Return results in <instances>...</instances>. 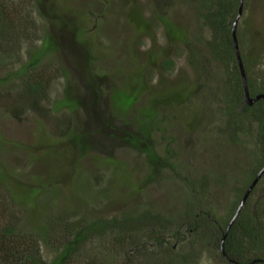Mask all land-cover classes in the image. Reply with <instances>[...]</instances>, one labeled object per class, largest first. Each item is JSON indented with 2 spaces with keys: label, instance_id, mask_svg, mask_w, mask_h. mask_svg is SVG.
Wrapping results in <instances>:
<instances>
[{
  "label": "trees",
  "instance_id": "trees-1",
  "mask_svg": "<svg viewBox=\"0 0 264 264\" xmlns=\"http://www.w3.org/2000/svg\"><path fill=\"white\" fill-rule=\"evenodd\" d=\"M47 1L0 0V64L16 66L0 79V112L20 118L31 113L44 116L52 111L62 113V124H68L67 119L78 115L79 110L86 117L73 134L69 129L61 131V136L67 137L66 145L73 158L70 150L51 155L52 146H47L43 159L50 161L52 156L60 163L54 167V176L46 180L36 176L31 184H25L0 160V264H200L197 196L203 192L201 206L208 210L207 186L199 181L186 182L189 196L184 210L168 217L154 214L133 204L134 194L140 188L130 184L131 173L115 165L112 153L117 149L136 151L147 159L150 176H156L161 163L167 167L170 163L157 154L151 128L166 119L164 113L182 109L191 135L204 130L203 126L210 130L217 126L215 131L225 135L227 143L244 154L246 164L234 174V181L242 186L233 189L236 201L231 205L238 209L239 201L264 166V100L252 107L244 104V86L232 37L240 0H169V4L156 0L149 19L140 16L143 10L133 4L128 13L129 23L146 34L161 29L167 46L150 52L149 67L138 71L139 75L136 71H118L114 76L101 77L95 69L97 60L91 53V40L85 28L88 16L84 11L61 10L59 0ZM247 1L237 36L249 92L256 97L264 95V57L261 43L245 42ZM175 2L195 12L196 35L188 34L181 22L170 17L168 12L176 6ZM68 3L63 0L62 5ZM42 22L50 29L43 35ZM64 41L69 44L70 62L78 69L92 102L86 103L83 96L70 98L68 92L58 107L47 108L54 82L69 79L55 57L62 52ZM185 56L193 79L171 83L169 78L175 74L177 60ZM137 76L142 77L144 86L136 84ZM116 77L124 79L121 88L114 81ZM103 82L112 87L107 107L100 105ZM158 86L164 89L154 93L149 106L138 109L141 96L159 89ZM205 131L201 140L207 143L212 138ZM55 148L58 149L56 145ZM92 154H103L105 158L99 156L102 163L115 165L113 175L104 179V185L98 179L88 185L86 174L73 166L75 180L67 182L72 197L61 207L58 192L65 183L56 179L63 173L62 168L70 166L68 160L78 165V160ZM118 171L125 172L126 178L122 179ZM113 181L119 184H112ZM124 186L129 188L125 195L118 191ZM262 188L264 176L225 240V251L235 263L264 264ZM119 197L124 202L121 212L98 214L102 208L104 212L111 210ZM90 198L95 201L87 202ZM229 219L230 215L217 220L224 229L214 239L219 249ZM203 243L205 247V239Z\"/></svg>",
  "mask_w": 264,
  "mask_h": 264
},
{
  "label": "rangeland",
  "instance_id": "rangeland-1",
  "mask_svg": "<svg viewBox=\"0 0 264 264\" xmlns=\"http://www.w3.org/2000/svg\"><path fill=\"white\" fill-rule=\"evenodd\" d=\"M156 0H61L57 5L61 10L66 11H84L89 20L85 26L87 37L91 40V53L96 58L95 69L97 74L114 76L118 71L132 72L145 71L149 66L150 52L165 48L166 37L161 29L150 30L149 33H143L135 29L129 23L128 13L133 4L136 3L144 14L140 16L149 19L152 16ZM48 3L50 0L47 1ZM176 6L169 10L170 17L175 21L181 22L188 34L196 35L198 33V21L193 10L183 8L177 2ZM136 8V9H139ZM96 15V16H94ZM137 17V13H136ZM244 30L246 32V43H261L260 51L264 57V0H248L246 3V13L244 17ZM49 26L41 23V34L47 32ZM151 34V35H148ZM59 60L63 69L68 73L69 79L58 80L52 85L49 95V104L47 108L58 107L70 92V98H79L83 96L86 103H91V98L86 92L85 84L80 80L78 69L74 67L69 52V44L64 41L62 52L55 56ZM186 58L182 57L177 60L175 74L169 78L171 83L179 79H193V72L186 64ZM25 61L23 54L22 62ZM16 66L0 64V79L14 70ZM141 74L138 72V75ZM137 85H143L142 77H134ZM133 80V78H130ZM114 81L119 88L123 86L124 79L115 78ZM126 82V81H125ZM100 84V83H99ZM103 99L102 107H107L109 102V92L111 85L101 83ZM153 92H148L141 96L137 108L149 106L150 99L154 93L164 88L158 86ZM107 103V104H106ZM166 119L162 120L156 126L151 128L154 144L157 154L163 159H168L170 166L161 167L156 176H150V165L147 159L130 149H117L113 151V161L115 165H121V168L128 170L132 178L130 184L135 188L139 187L140 191L134 194L133 204L150 209L154 214L168 217L169 214H175L180 209L184 210L185 201L189 196L186 182L198 181L199 174L216 171L220 167V173L225 172L233 176L236 170L241 169L246 164L244 154L227 143L226 136L218 134L210 127H202L198 134L191 135L187 128V121L184 119L185 112L182 109L171 110L168 115L164 113ZM85 114L79 110L78 115L70 116L67 119L68 124H62V113L50 111L48 114L41 116L31 113L23 115L20 118H14L4 115L0 112V160L2 163L17 173V177L25 184H31L36 176L46 180L49 176H54V167L60 163L51 156V160L43 159V155L48 151L47 146L51 145L53 151L51 155L59 154V150L66 153L70 150V158L74 157L71 149L67 147V137L61 136V131L68 130L73 134L75 130L80 129ZM64 122V120H63ZM66 122V121H65ZM208 130L209 137L212 139L204 143L201 135ZM214 130V131H213ZM211 131V132H209ZM67 132V133H68ZM204 132V133H203ZM205 136H208L205 134ZM203 138V137H202ZM226 138V139H225ZM104 144V143H103ZM55 145L57 148H55ZM102 148V146H100ZM58 151V153H57ZM59 156V155H58ZM57 156V157H58ZM100 157L105 158L103 154ZM97 155H89L78 160V165L71 160L70 166L62 168L63 173L59 176L58 181L64 182L65 185L59 186L58 192L61 207L66 206V202L71 199L72 193L69 191L70 182L75 180L72 167L78 168L79 173H84L89 178L88 185L98 181L104 185V179L110 174L113 175L115 165H108L100 161ZM60 159V158H59ZM174 166L172 169L171 166ZM187 169L188 171H183ZM81 173V174H82ZM123 179L126 178L125 172H117ZM113 179V178H112ZM111 179V181H112ZM66 180V181H65ZM117 180V179H116ZM232 185V179L226 180ZM86 181H84L85 183ZM119 182L113 181L112 184ZM212 209L217 219L222 220L229 211L231 204V188L218 189L214 188ZM263 189V188H262ZM129 188L121 187L118 191L125 195ZM264 190V189H263ZM264 198V191L261 193ZM95 198L87 199L92 203ZM124 202L121 197L116 199L112 204L111 210L104 212V209L98 210V214L106 216L115 212H121L124 209ZM101 211V212H100ZM211 252L203 249L202 261L200 264H218L219 261L213 262L210 258Z\"/></svg>",
  "mask_w": 264,
  "mask_h": 264
},
{
  "label": "flooded vegetation",
  "instance_id": "flooded-vegetation-1",
  "mask_svg": "<svg viewBox=\"0 0 264 264\" xmlns=\"http://www.w3.org/2000/svg\"><path fill=\"white\" fill-rule=\"evenodd\" d=\"M166 3L169 4V0H164ZM144 33V32H143ZM220 167L216 168V171L213 172H208L209 174H199V183L201 184H205V186H207L208 191L206 192V197L209 200V204H210V208L208 210H205L202 208V201H203V192L200 191V193L197 196V200L199 205V213L196 215L197 216V230H196V241H197V255L199 257V261L201 263L202 256H203V249H207V252L210 251L211 255L210 258L211 261L213 260V262L219 261L223 264H238L235 263L233 260H231L226 251L225 254L222 252V249L218 248L216 244H214V239L215 236L217 238V236L222 232H224V229L219 226L217 224V216L215 215L213 209L211 208L212 203L215 200L213 199V191L215 190L214 188H220V189H224V188H231L232 190V198H231V203L235 202L236 200H234V188L235 187H239L242 188L241 183L240 182H235L234 181V175L229 176L228 174H226L225 172L220 173ZM232 179V185L228 184V182L226 180H231ZM242 199V198H241ZM240 202V201H239ZM237 211V208H233V205L230 204L229 207V211L228 213L225 215V218H229L230 215V219L229 222L231 221L232 217L234 216L235 212ZM205 218V219H204ZM227 227V226H226ZM226 229V228H225ZM204 239L206 240L207 244L204 247ZM211 243V244H210ZM262 262L260 261H254L248 264H260ZM264 263V262H263Z\"/></svg>",
  "mask_w": 264,
  "mask_h": 264
},
{
  "label": "water",
  "instance_id": "water-1",
  "mask_svg": "<svg viewBox=\"0 0 264 264\" xmlns=\"http://www.w3.org/2000/svg\"><path fill=\"white\" fill-rule=\"evenodd\" d=\"M244 1L245 0H240L239 13H238V16L236 17V19L234 21V24H233L232 37H233V41H234V47H235L237 61H238L241 76H242V82H243V86H244V104L248 107H252V106H254V104L256 102H258L260 100H264V95H259L256 97H252L250 95L249 88H248V82H247V76H246L244 64H243L241 53H240V46H239L237 31H238V26H239L240 20L243 16V12H244ZM263 176H264V166L258 172V174H257L255 180L252 182V184L248 187L246 193L244 194L242 200L239 203V206H238V209H237L235 215L233 216L230 223L228 224L227 230H226V232L222 238V242H221V249H222V252L224 254H225V240H226L231 228L233 227L236 220L240 216V214H241L248 198L250 197L252 191L258 185V183L260 182V180L262 179Z\"/></svg>",
  "mask_w": 264,
  "mask_h": 264
}]
</instances>
